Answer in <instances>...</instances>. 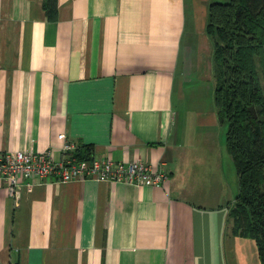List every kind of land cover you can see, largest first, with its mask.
Returning a JSON list of instances; mask_svg holds the SVG:
<instances>
[{
  "label": "crops",
  "instance_id": "obj_1",
  "mask_svg": "<svg viewBox=\"0 0 264 264\" xmlns=\"http://www.w3.org/2000/svg\"><path fill=\"white\" fill-rule=\"evenodd\" d=\"M212 1L58 0L50 15L0 0V150L59 158L65 133L168 172L139 186L21 178L18 199L1 178L0 264H261L234 231L239 176L214 91L198 104L214 82Z\"/></svg>",
  "mask_w": 264,
  "mask_h": 264
},
{
  "label": "trees",
  "instance_id": "obj_2",
  "mask_svg": "<svg viewBox=\"0 0 264 264\" xmlns=\"http://www.w3.org/2000/svg\"><path fill=\"white\" fill-rule=\"evenodd\" d=\"M58 0H44L51 15ZM206 32L213 43L214 102L227 126L226 147L239 176L230 206L234 231L252 238L264 264V0L212 1ZM89 145L75 155L91 158Z\"/></svg>",
  "mask_w": 264,
  "mask_h": 264
},
{
  "label": "built area",
  "instance_id": "obj_3",
  "mask_svg": "<svg viewBox=\"0 0 264 264\" xmlns=\"http://www.w3.org/2000/svg\"><path fill=\"white\" fill-rule=\"evenodd\" d=\"M64 140L62 155L54 156L52 149L33 151L31 149L0 150V179L7 180L8 193L18 199L24 183L21 178L61 182L89 178L98 181H116L131 185L163 183L168 178L164 168L153 169L151 164L143 161L123 162L112 158H79L75 155L78 145L69 140L65 133L60 134ZM27 182L26 186H31Z\"/></svg>",
  "mask_w": 264,
  "mask_h": 264
},
{
  "label": "rangeland",
  "instance_id": "obj_4",
  "mask_svg": "<svg viewBox=\"0 0 264 264\" xmlns=\"http://www.w3.org/2000/svg\"><path fill=\"white\" fill-rule=\"evenodd\" d=\"M219 1H227V0H219ZM208 85H206V84H204L205 85V89L203 90V92H204V98L202 99V98H200L199 99V101L200 102H198V104H200V106H199V109L200 110H206L208 107H210L211 105H212V103H213V91H214V82L213 81H207L206 82ZM200 86H202V85H200ZM199 86V87H200ZM212 87V88H211ZM211 89H212V92H211ZM208 90V91H207ZM192 102H188V100L187 101H185L184 100V104H185V106L187 107L188 105H190ZM214 104V103H213ZM194 105H196V103H193V106ZM214 106V105H213ZM226 126V125H225ZM226 129H225V132H224V134H223V136H224V138L223 139H225V137H226V130H227V126L225 127ZM222 135V134H221ZM230 164H232V170L233 171H230V176H231V180H233L232 179V175H233V178H236V168H235V165H233V163L231 162Z\"/></svg>",
  "mask_w": 264,
  "mask_h": 264
}]
</instances>
